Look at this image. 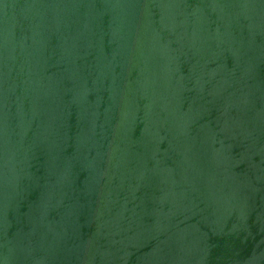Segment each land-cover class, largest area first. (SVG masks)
Here are the masks:
<instances>
[{"label": "water", "instance_id": "obj_1", "mask_svg": "<svg viewBox=\"0 0 264 264\" xmlns=\"http://www.w3.org/2000/svg\"><path fill=\"white\" fill-rule=\"evenodd\" d=\"M0 264H264V0H0Z\"/></svg>", "mask_w": 264, "mask_h": 264}]
</instances>
